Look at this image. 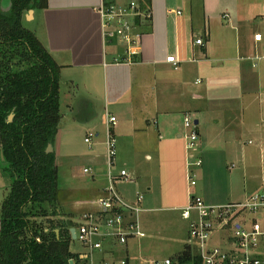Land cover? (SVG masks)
<instances>
[{"label": "crops", "instance_id": "obj_1", "mask_svg": "<svg viewBox=\"0 0 264 264\" xmlns=\"http://www.w3.org/2000/svg\"><path fill=\"white\" fill-rule=\"evenodd\" d=\"M130 2L141 13L133 30L139 43L133 63L115 64L126 56L115 41L104 38L97 10ZM28 15L24 28L59 67L61 119L47 153L55 154L56 168L59 159L73 165L74 157H82L79 146L73 140L70 144L74 133L88 149L82 157L86 169L98 171L75 185L70 170L73 211L58 220L72 225L73 212H98L92 211L91 198L107 188L108 171L97 180L107 160V114L116 119L110 127L113 167L131 176L130 182L113 187L128 204L140 194L142 213L180 211L185 220L189 196L217 205L241 201L264 188V0H46L45 7ZM197 39L202 46L195 44ZM168 57H175L177 69L166 62ZM187 114L198 128L192 156L202 161L199 187L193 189L186 179ZM88 134H93L90 147L84 143ZM141 158L146 164L138 172ZM129 241L104 243L94 255L96 264L120 261L121 255L127 260Z\"/></svg>", "mask_w": 264, "mask_h": 264}, {"label": "trees", "instance_id": "obj_2", "mask_svg": "<svg viewBox=\"0 0 264 264\" xmlns=\"http://www.w3.org/2000/svg\"><path fill=\"white\" fill-rule=\"evenodd\" d=\"M45 2L11 0L9 11L0 10V55L4 60L21 58L27 67L14 71V65L0 63V164L11 177L0 206V264H85L70 251L66 221L56 218L65 215L56 208L55 154L46 151L54 144L61 119L59 67L35 35L22 26V14L45 7ZM49 216L53 218L48 226L33 220ZM192 257L186 245L169 260L198 264Z\"/></svg>", "mask_w": 264, "mask_h": 264}, {"label": "built area", "instance_id": "obj_3", "mask_svg": "<svg viewBox=\"0 0 264 264\" xmlns=\"http://www.w3.org/2000/svg\"><path fill=\"white\" fill-rule=\"evenodd\" d=\"M98 14L102 19L103 36L106 40L117 41L123 49L125 59L116 58L115 64L126 61L133 63L136 47L139 43V34L133 30L137 27L136 21L140 14L135 2L124 7L117 5H101ZM150 16L148 15L147 18ZM196 45L202 46V40L197 39ZM166 62L173 69H177L178 61L175 57L166 58ZM194 118L187 114L183 119L185 133L184 147L188 154L186 160V179L190 188L196 187L195 172L202 167L200 157H193L197 150L198 128L194 125ZM116 119L106 115L105 149L107 165V188L96 199L97 213H84L82 224L75 229V240L85 248V252L78 255V259L85 264H96L95 253L102 252L104 243L124 245L130 239H140L144 233L140 230L137 215L142 211L140 203L143 198L139 194L133 204L124 202L115 192L114 183H128L131 177L124 169L117 175L110 171L115 162V141L111 134V126ZM93 134H88L84 143L90 147ZM88 174L92 171L84 169ZM188 206L182 217L189 222L188 246L191 248L192 258L198 264H263L264 249V188L247 195L243 200L225 204L209 205L199 196H189ZM225 233L220 236V233ZM213 242L214 247L211 246ZM99 264H128L127 260L117 262H102ZM148 264H172L166 259L162 263L149 262ZM190 264H195L193 261Z\"/></svg>", "mask_w": 264, "mask_h": 264}, {"label": "rangeland", "instance_id": "obj_4", "mask_svg": "<svg viewBox=\"0 0 264 264\" xmlns=\"http://www.w3.org/2000/svg\"><path fill=\"white\" fill-rule=\"evenodd\" d=\"M22 16H23L22 26L27 27L26 26L27 24H25L24 21H25V17L29 16L28 11H25L22 14ZM115 43H117L118 45L117 41ZM2 50L5 51V49H2ZM20 59L21 58L13 57L11 60H6V59L4 60L2 58V55H0V63L1 61H4L5 63L9 65V67L11 65H14V71H17L18 67L20 66L22 69L27 68L26 65H24L26 63L24 62V64H22L20 62ZM6 74L8 73L6 72ZM8 118H9V121L12 122L13 115H10ZM65 128H66V124H65ZM67 129L70 130V127L67 126ZM82 136H83V133H82ZM77 138H78V135L76 136L74 133H72V139L70 140V144H71V141L73 140V143L76 146H79V148H77L78 149L77 153H82L81 156L83 157L87 154L88 149H86L83 145L81 146V144H79V139ZM62 150H63L64 155L68 154L67 150H65V147H63ZM82 157H80L79 159H77V157H74V159L72 160L73 165H67V164L64 165L63 163H61L63 161L62 159H59L58 161L61 165H58L56 168L57 169V189H59L56 208L57 207L60 208V210L63 212L73 211L71 208L73 206L70 201L73 198L74 193L70 191L71 190L70 187L72 186L74 182L71 180L70 170L72 171V177L74 178V181H76L75 185L84 183L88 180L90 181L92 175L98 172L92 169L91 173H88V174L84 173L83 168H86L88 165H87L86 158H82ZM145 164L146 162L144 161L143 158H141V160H138L137 171L139 172L140 170L139 167L144 169ZM2 167H3L2 164H0V206H1V203L3 201L5 194L9 191L8 188L11 182L9 171H5V170L2 171ZM111 168H112L110 170L111 172L115 170L117 173H119L120 168L118 167H116V169L114 167H111ZM99 169L101 170L97 175L99 176L97 180L102 179L101 175H103V173H104V178H105L106 172L109 171L107 160H106L105 167L103 164H101ZM200 170H201L200 168H197L195 172V175H196L195 181L198 187H199V180H200L198 179ZM115 192L117 191L115 190ZM92 198H91L92 211H98L99 208L96 206V204H94L97 197H92ZM83 213H84L83 211L82 212L76 211V212H73V215L70 216L73 227L78 228L77 226L82 224ZM37 214H40V211L39 212L37 211ZM49 217H46L43 219L35 218L33 220L38 225L41 223L44 226H48L49 222L51 221V218H53L52 216L50 218ZM137 222L140 227V230L144 233V237L140 238V240L130 239V241L128 242V245H129V255L127 259L128 264H148L149 262L162 263L164 259L174 257L177 254H179V252H182L186 243L189 244L188 243L189 222L181 218L180 211H169L167 209H161L159 212H156L153 214L140 212V214L137 215ZM142 223L145 226L140 225ZM224 235L225 233L223 232L220 233V236H224ZM214 245L216 244L211 242V246L214 247ZM69 246H70V251L77 255L82 254L85 251V248L83 246H80V244L74 240H71V243L69 244ZM123 256L124 255H121L122 259L125 258V256L124 257ZM262 261L264 264V253L262 254Z\"/></svg>", "mask_w": 264, "mask_h": 264}, {"label": "water", "instance_id": "obj_5", "mask_svg": "<svg viewBox=\"0 0 264 264\" xmlns=\"http://www.w3.org/2000/svg\"><path fill=\"white\" fill-rule=\"evenodd\" d=\"M10 7H11V0H0V10L2 12L9 11ZM194 125H197V121L196 120L194 121ZM47 150H48L47 152H51L52 151L50 146L47 147ZM0 157H1V160H3L2 153L0 154ZM66 225L69 228V233H70V236H71V240H75V229H74V227L71 226V223L68 220L66 221ZM56 235H58V231H56ZM70 264H72V261H70Z\"/></svg>", "mask_w": 264, "mask_h": 264}]
</instances>
